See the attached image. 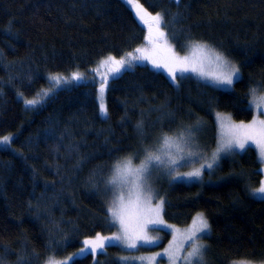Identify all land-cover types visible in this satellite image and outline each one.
Wrapping results in <instances>:
<instances>
[{"label": "trees", "instance_id": "obj_1", "mask_svg": "<svg viewBox=\"0 0 264 264\" xmlns=\"http://www.w3.org/2000/svg\"><path fill=\"white\" fill-rule=\"evenodd\" d=\"M136 2L151 15L162 13L164 32L179 51L207 44L239 67L241 79L225 90L189 74L174 82L164 71L137 64L155 46L148 25L124 0H0V138H12L10 147L0 146L3 264L21 258L46 264L97 234L112 233L108 181L114 165L128 157L142 162L163 135L185 132L197 121L214 135L216 113L253 118L249 89L264 92V0ZM136 49L142 50L136 66L108 84L106 118L91 83L50 90L45 104L26 109L24 99L53 89L51 75L95 73L105 58L124 59ZM263 176L256 149L248 147L222 157L199 182L165 176L154 178L152 189L165 202L167 222L186 227L197 213L204 215L209 264L264 263V198L252 193ZM169 239L163 231L160 246ZM123 254L112 244L75 264H123Z\"/></svg>", "mask_w": 264, "mask_h": 264}, {"label": "snow or ice", "instance_id": "obj_2", "mask_svg": "<svg viewBox=\"0 0 264 264\" xmlns=\"http://www.w3.org/2000/svg\"><path fill=\"white\" fill-rule=\"evenodd\" d=\"M126 4L135 8V15L143 23L148 25V40L153 43L155 47H160L156 43L159 39H164L167 42L166 33L161 30V25L167 26V22L164 20V17L157 13L155 16H152L148 13L141 4L138 2L134 3V0H124ZM175 3L179 4L180 0H174ZM153 24L155 28H153ZM10 31V30H9ZM196 48L201 52H206V58L211 64L217 69L214 72H205L202 67H197L193 64L187 56L180 57L175 53H172L168 61L160 65L153 61L157 68L165 67L168 68L171 79L176 81V74L179 72L182 78H188L185 76L186 73H196L197 75L210 78L214 84L219 86H224L225 90H230L234 81L241 79L239 67L226 58L222 53L211 48L207 44H202L196 42ZM137 52H141V49H136ZM169 51H171L169 49ZM127 59L116 60L115 57L109 56L103 63L114 62L117 67L115 71L118 73L120 68L124 67L126 64L131 65V61L139 59L138 57L133 56L131 53L127 54ZM116 77L114 76L113 79ZM51 81L54 82L56 87H59L61 84H68L73 81L79 82L83 79V76L74 72L70 77H64L60 74L52 75L49 77ZM108 84L107 78H105L99 88V98H98V108L99 114L102 118L108 116V109L104 103V93ZM54 91L55 89H50ZM49 90H42L40 93H37V96L46 98L48 96ZM258 87H250L249 95L251 100L249 102V109L253 110L256 113V116L249 124H235L231 117H224L222 114L217 113V119L219 121V126L221 130V141L216 151L212 154L211 162L207 163L206 167L208 169L213 168V164L219 159V153L222 151H231L233 149H245L246 145L251 148L253 145L259 149L258 158L264 163V119H260V116H264V95H257ZM23 95V94H21ZM42 100L38 99H24V104L26 109L31 110L37 105L41 104ZM202 122L197 121V124L191 128L185 129L189 138H192L196 133L202 130ZM140 129V125L137 126ZM162 144L165 147L170 148L175 140L173 137L168 135L162 136ZM177 140H183L184 135L176 137ZM12 138L10 136H4L0 138V145H3L5 148L10 147ZM249 141L252 142L249 145ZM176 148L178 151H183L184 149L180 147L177 143ZM189 157L198 155V153H193L189 151L187 153ZM164 156H167L168 159L165 160L162 155L157 154L156 151H147L145 152V158L139 167H133L131 157L125 158L123 161L114 165L115 175L108 181L109 185L116 186L121 185L120 192L117 193V199L119 201V207L114 209L112 212L113 217L117 220L121 227V233L113 235L111 237H104L99 234L95 237L94 240H85V245H90L87 249H82L80 252L74 254L73 264H75L76 259L87 255L90 252H95L97 248L103 250L105 248L104 241H107L109 244L114 241H121L128 248H136L138 241H149L148 237L144 234V228L148 223H163L160 219V214L162 212L164 201L161 199L159 203L152 207L151 199L145 198L141 199L143 195V189L146 184L148 175L150 174L151 169L159 170L161 166H166L169 168V174L173 175L174 166L180 163L181 159L172 158L169 153H164ZM205 165H201L200 168H196L193 171L183 173L182 176L180 173L175 172L173 179H180L187 177L189 179L195 177L200 178L203 174ZM124 183L131 184L135 189L134 199L125 201L122 185ZM254 193L260 194L264 197V184L259 188L253 190ZM135 209V215L137 218L138 227L132 228L129 223V209ZM194 230L191 234L188 235L187 239L192 241L190 245V251H188L187 256L185 257V264H204V252L206 251V246L199 244L198 239L204 238L210 230V226L202 213L197 214L196 220L194 221ZM197 233L203 234L197 237ZM167 252V250H166ZM159 255V253L157 254ZM122 260L135 259V257H121ZM0 264H3V261L0 260ZM18 264H25L23 258ZM46 264H55L52 258H48ZM63 264V262H61Z\"/></svg>", "mask_w": 264, "mask_h": 264}, {"label": "rangeland", "instance_id": "obj_3", "mask_svg": "<svg viewBox=\"0 0 264 264\" xmlns=\"http://www.w3.org/2000/svg\"><path fill=\"white\" fill-rule=\"evenodd\" d=\"M159 14L162 15V13H159ZM155 15L156 14H153L152 16H155ZM161 30L164 31V28L162 25H161ZM156 43L158 45H160V47H156V48L153 46L150 47V49H151L150 54H148V56H146L144 58L140 57L139 61L136 62L137 64L148 65L149 67H151L153 69L164 71L165 73H167L170 76L168 68H165L163 66L160 68H157L155 66V64L153 63V61H155L156 63H159L160 65H163L168 61L170 55L172 53H175L177 56H180V57L187 56L189 58V60L193 64H195V66L202 67L205 72L211 73V72L217 71V69L214 67V65L211 64L209 62V60L206 58L207 53L201 52L200 50H198L196 48V43L189 44L186 47L185 51H183V52L179 51L177 49L176 45L172 41H170L168 39V37H167V42H165L164 39H159L156 41ZM169 49L171 51H169ZM138 53L139 52H134L132 55L135 57H138V55H136ZM144 54L145 53H143L141 55H144ZM112 57H115V56H112ZM127 58L128 57H125L124 59H127ZM106 59L107 58H105L104 60H106ZM115 59L120 60V59H123V57L122 58L115 57ZM136 60L131 61V65ZM135 64H133L132 66H129L128 64H126L124 67L120 68L122 70L116 74H115V69H116L117 65L114 62H109V63L105 64V63H103V61L100 62L95 67L96 68L95 69L96 74L94 73V68L87 69V70H76V71H73V72L68 73V74H60L64 77H70L72 73L78 72L83 76V79L79 82L73 81V82L68 83V84H61L59 87H56L54 82L51 81V85H53V88L56 87V89L52 93L56 92L58 89H60L62 87H69V86H72V85L78 84V83H91L97 87V89H98L97 93H98V98H99V88H100L101 82L105 78H107L108 84H109L111 78H113L114 76H117L118 74H120L124 70L134 68V66H136ZM186 74L204 79V80L214 84L210 78L201 77V76L197 75L196 73H186ZM53 75H56V74H53ZM176 75H181V74L179 72H177ZM170 78H171V76H170ZM49 82H50V79H49ZM108 84H107V87H106V90L104 93V103L106 104V106H107L106 92H107ZM214 85H216V84H214ZM216 86L225 89L224 86H219V85H216ZM46 90L50 91V89H46ZM257 95H264V92L258 93ZM35 99L43 100L44 97L37 96V97H35ZM45 101H46V99L41 104L37 105V107L42 105ZM37 107H35V108H37ZM220 114H222L224 117H230L226 113H220ZM255 116H256V113L254 112L253 118L249 121H236L232 118H231V120L235 124H241V123L249 124L254 119ZM259 118L264 119V116H260ZM181 134L184 135V139L183 140H177L176 137L180 136ZM211 134H212V132L209 129L205 130L204 128H202V130L200 132L196 133L192 138H189L186 132H178V133L169 135V136L173 137L175 140V143L170 148L163 146L162 141H160V142L157 141L154 145H152L150 151H156L157 154L162 155V157L165 160H167L168 157L164 156V153H169L170 156L172 158H175V159H179L181 156L184 157V159L180 160L179 164L174 166L173 175L175 174V172H178L182 176L183 173H187V172L195 170L196 168H200L202 164L205 165V167H204L203 174L198 179L195 177H193L191 179H189L187 177H183L180 179H173V175L169 174V168L168 167L161 166L159 170H155L153 168L150 170V174L147 177L146 184L144 186L143 195L141 196V199L143 200L145 198H150L152 207H155L159 203V201L162 199V198H157L154 195V192L152 189V181L154 178H159V177L163 178L166 176L167 178H169L172 181H184V182L198 181L199 182L202 180L203 175L206 171H212L214 168H216L218 166L222 157L242 152L248 148V145H246L245 149H243V150L233 149L231 151L220 152L219 153V159L216 161L215 164H213V168L208 169L206 167V165H207V163L211 162L212 154L216 151V149L219 146L220 141H221V130H220V126H219V121L217 119V115H216L215 134L214 135H211ZM202 136L207 143H212V142L213 143L211 145L205 146L206 143L203 144L204 141L201 140V139H203ZM177 143L180 145L181 148L184 149L182 152L177 150V148H176ZM248 143H249V145L252 144L251 141H249ZM0 146H3V145H0ZM252 147H254L256 149L257 153H259V149L257 147H255L254 145ZM189 151H191L193 153H198V155H194V156L189 157L187 155V153ZM142 162L137 163V164L132 162V165H133V167H139ZM262 171L264 174V163H262ZM114 175H115V172H114ZM262 184H264V176L262 178L261 185ZM261 185L252 189V193L258 198H264V197H262L260 194L254 193L253 190L259 188ZM122 188H123L124 199L126 202L134 199L135 189L133 188V186L131 184L124 183L122 185ZM102 189L104 190L105 187H102ZM109 190L111 192V200H110V216L111 217H110V220H111V223L115 226V230L112 233H101V234H99V235L104 236V237H111L113 235L120 234L122 231L119 222L117 220H115V218L112 215L113 210L117 209L119 207V201L117 199V193L120 192L121 185L120 184H118L116 186L110 185ZM164 204H165V202L163 203L162 212L160 214V219L163 221V223H155V224L148 223L144 228V234L148 237L149 241H151V242H145V241L141 240V241L137 242L136 248H128L121 241H114L111 244H109L107 241H104L105 248L108 245L115 244V245L120 246L124 250V254L122 257H135V259H129V260H122L121 259L123 264H185V257L187 256L188 251H190V245L192 244V241L188 240L187 237L189 234L192 233V231L194 230V227H196V225H194V221L196 220L197 214H200V213H197L193 217L191 223L188 226L178 227L177 225L171 224L164 219V217H163ZM129 223H130V227H132V228L138 227L137 218L135 215V209L134 208L129 209ZM163 231H167L170 233V239L166 244H164L163 246H160L162 241H163ZM201 235H203V234L197 233V237H199ZM208 235H209V231H208L207 235L204 236V238L198 239L199 244L206 246V251L204 252V264H209L208 255H207V248H208L207 237H208ZM95 237L89 238L87 240H94ZM89 247H90V245H85L83 243V245L79 249H77L76 251H74L73 253L68 255L67 257L52 258V260L55 262V264H61V262H63V264H69L70 262L73 261L71 258L74 257V254L80 252L82 249H87ZM142 247H149V248L155 247V249L150 250V251H140V249ZM103 250L97 248L95 250V252H90V253L91 254H97L98 252H101ZM166 250H167V252H166ZM158 253H159V255H157ZM231 264H264V263H253V262L251 263V262H244V261H235Z\"/></svg>", "mask_w": 264, "mask_h": 264}, {"label": "bare ground", "instance_id": "obj_4", "mask_svg": "<svg viewBox=\"0 0 264 264\" xmlns=\"http://www.w3.org/2000/svg\"><path fill=\"white\" fill-rule=\"evenodd\" d=\"M60 74V73H59ZM38 92V91H37ZM50 93V92H49ZM43 104H45V103H43Z\"/></svg>", "mask_w": 264, "mask_h": 264}]
</instances>
